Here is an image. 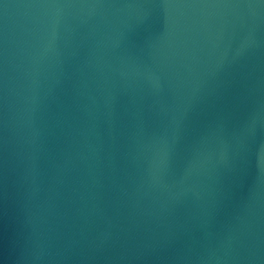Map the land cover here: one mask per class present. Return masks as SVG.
I'll use <instances>...</instances> for the list:
<instances>
[{"label":"water","instance_id":"water-1","mask_svg":"<svg viewBox=\"0 0 264 264\" xmlns=\"http://www.w3.org/2000/svg\"><path fill=\"white\" fill-rule=\"evenodd\" d=\"M0 264H264V0H0Z\"/></svg>","mask_w":264,"mask_h":264}]
</instances>
